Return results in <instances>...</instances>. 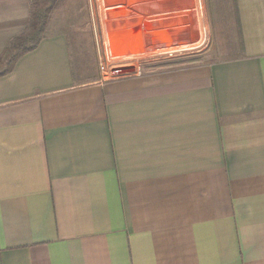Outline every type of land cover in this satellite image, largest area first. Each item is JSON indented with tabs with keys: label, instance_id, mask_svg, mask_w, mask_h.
Listing matches in <instances>:
<instances>
[{
	"label": "crops",
	"instance_id": "crops-1",
	"mask_svg": "<svg viewBox=\"0 0 264 264\" xmlns=\"http://www.w3.org/2000/svg\"><path fill=\"white\" fill-rule=\"evenodd\" d=\"M88 2L117 56L200 39L195 0ZM31 3L0 0V57ZM232 5L217 62L78 82L57 15L0 75V264H264V0Z\"/></svg>",
	"mask_w": 264,
	"mask_h": 264
},
{
	"label": "rangeland",
	"instance_id": "rangeland-1",
	"mask_svg": "<svg viewBox=\"0 0 264 264\" xmlns=\"http://www.w3.org/2000/svg\"><path fill=\"white\" fill-rule=\"evenodd\" d=\"M88 1L32 0L27 27L17 39L10 43L9 50L3 55V60L0 63V72L5 70L12 54L31 46L33 41L38 38L39 33L45 34L47 32L49 23L54 17L63 15L67 24V39L74 76L78 82H88L92 78L100 77L98 74L97 43L92 36ZM191 7L188 0H179L174 12L186 13L187 10L191 11ZM195 7L197 15L192 14L193 17L191 18L192 21L197 19L196 24H198L200 38L204 37L200 47L192 50L160 53L159 49L173 45L156 46L150 42L149 38L152 39V37L149 36L147 41L143 42L144 45L140 46L137 60L130 66L134 68L137 66L139 72L144 74L149 73V71L153 73L154 71H170L205 65L225 59V49H233L238 45V29L234 18L232 0H195ZM167 18L169 17H152V19L158 20ZM163 22L165 21L163 20ZM37 29L43 31L35 33ZM146 30L148 32L151 29ZM198 40L199 38H195L193 43ZM106 43L109 47V43ZM98 46L101 52V45ZM95 74L96 76L93 77ZM111 77L113 76L111 75Z\"/></svg>",
	"mask_w": 264,
	"mask_h": 264
},
{
	"label": "built area",
	"instance_id": "built-area-1",
	"mask_svg": "<svg viewBox=\"0 0 264 264\" xmlns=\"http://www.w3.org/2000/svg\"><path fill=\"white\" fill-rule=\"evenodd\" d=\"M90 1V0H89ZM94 11L100 15V20L103 19V2L102 0H94ZM98 51V71L102 80H108L111 78V70L121 67L130 66L137 60V56H117L114 55L107 43L96 42ZM101 45V52L98 45ZM135 71L138 72L139 68L135 66Z\"/></svg>",
	"mask_w": 264,
	"mask_h": 264
},
{
	"label": "trees",
	"instance_id": "trees-1",
	"mask_svg": "<svg viewBox=\"0 0 264 264\" xmlns=\"http://www.w3.org/2000/svg\"><path fill=\"white\" fill-rule=\"evenodd\" d=\"M45 26V25H44ZM41 31H43L42 29L40 30V29H37L36 31H35V33L36 32H41ZM44 35L45 34H43V32H42V34H40L39 33V36H38V38L36 39V40H34L33 41V43H32V45L31 46H29L28 48H24L23 50H21V51H19V52H15L14 54H12V56H10V60H9V62H8V65H7V67L5 68V70H3V71H1L0 72V75H3V74H6V73H8L11 69H12V67H13V64L16 62V60L18 59V58H20L24 53H26V52H28V51H31V50H33V49H35L37 46H38V44H39V42L44 38ZM9 49H6L4 52H3V55L8 51ZM3 55L0 57V63L2 62V58H3Z\"/></svg>",
	"mask_w": 264,
	"mask_h": 264
},
{
	"label": "bare ground",
	"instance_id": "bare-ground-1",
	"mask_svg": "<svg viewBox=\"0 0 264 264\" xmlns=\"http://www.w3.org/2000/svg\"><path fill=\"white\" fill-rule=\"evenodd\" d=\"M204 40V37L202 36L197 42L193 43H185V44H180L179 46H171L168 48H163L159 49L160 53H167V52H174V51H183V50H192L196 49L201 46L202 42Z\"/></svg>",
	"mask_w": 264,
	"mask_h": 264
},
{
	"label": "water",
	"instance_id": "water-1",
	"mask_svg": "<svg viewBox=\"0 0 264 264\" xmlns=\"http://www.w3.org/2000/svg\"><path fill=\"white\" fill-rule=\"evenodd\" d=\"M135 73V68L134 67H121V68H116L111 70L110 74L113 77H117V76H125V75H130Z\"/></svg>",
	"mask_w": 264,
	"mask_h": 264
}]
</instances>
